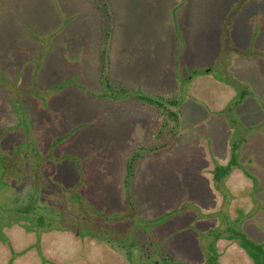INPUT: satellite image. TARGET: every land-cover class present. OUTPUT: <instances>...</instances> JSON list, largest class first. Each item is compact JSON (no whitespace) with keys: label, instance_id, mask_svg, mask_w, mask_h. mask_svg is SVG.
<instances>
[{"label":"rangeland","instance_id":"374dc122","mask_svg":"<svg viewBox=\"0 0 264 264\" xmlns=\"http://www.w3.org/2000/svg\"><path fill=\"white\" fill-rule=\"evenodd\" d=\"M137 92L182 94L181 126L161 134ZM0 149V264H140L163 247L150 234L186 264H252L239 239L264 244V0H0Z\"/></svg>","mask_w":264,"mask_h":264},{"label":"trees","instance_id":"16d2710c","mask_svg":"<svg viewBox=\"0 0 264 264\" xmlns=\"http://www.w3.org/2000/svg\"><path fill=\"white\" fill-rule=\"evenodd\" d=\"M103 6H101L100 10L103 11V15L105 18V24L106 26H103L102 29V33H103V37H104V48H107L109 42V29H108V23L110 22V13L108 12V8L106 6V4H102ZM101 61L103 66H105L107 64V50L104 49L102 50V54H101ZM104 80L105 76H103ZM106 87L108 89H110L109 85H106ZM120 92L123 93L124 96L126 95H130V92L127 91L126 89H124L123 87L120 88ZM132 97H134L135 99L139 100L140 103H142L143 105H147L150 106L152 108H154L157 112L158 116V123H159V132L162 134V132H164L165 129L169 130V129H173L176 128L178 129V127L181 126V105H182V98H184L182 96V94L180 95L178 92H174L173 94L170 95H164V94H158V95H149V94H143L140 92L137 93H131ZM110 96H114V95H110ZM100 97V95H99ZM176 132L173 131V134H175ZM65 137V136H64ZM63 138H57L53 143L54 146L61 143V141H63ZM35 141V140H34ZM33 141V143H34ZM35 145L36 144H30L28 147L30 148V151H34L35 150ZM26 147V148H28ZM153 151V149H137L134 152H130L128 155V158H126V176H125V185H126V191H125V196H126V202H128V200L131 198V196H128V187H129V180L131 179V177H134V169L136 167V165L138 163H140L144 156H145V151ZM5 151H3L2 149H0V155H2V153H4ZM142 154V155H141ZM67 156H62V158H66ZM233 159L231 158L230 162H232ZM233 163V162H232ZM1 164V162H0ZM216 171L213 174V180H218L221 179L222 181L224 180V177L226 175H228L230 173L231 170L230 166L228 165L227 167L225 166H217L215 167ZM55 171L58 172V168L54 167L53 165V173H55ZM37 179V178H36ZM79 184H81V181L79 182ZM130 191V190H129ZM80 192L78 191L77 196L78 198H80ZM82 196V195H81ZM83 197V196H82ZM75 199V198H74ZM49 203V202H47ZM129 203V202H128ZM25 209V211L27 212V214L31 215L33 212L35 213V211L37 212V208H36V204L35 202H31L28 203L27 205L23 206ZM42 215V214H41ZM113 218H119L122 215V212L117 211L111 214ZM39 218V217H38ZM121 219V218H120ZM237 233V232H236ZM242 234V231H241ZM242 240L240 242L239 239V245L242 247V249L245 250V252L247 253L249 259L252 261V264H258V262H260V264H264V244L260 243L257 244L255 243L253 240L246 238L245 235L241 236ZM237 238V237H236ZM235 238V239H236ZM150 246L153 247H157L160 245H163V247L161 248V252H157V254H150L151 250H147V254H144L142 252H140V255L138 257V259L140 260V264H186L178 259L172 258L169 255H164V239L160 242H156L155 240H153V236L152 234H150ZM139 245V244H138ZM140 248L145 247V245H139ZM259 260V261H258ZM263 262V263H262ZM206 263V262H205ZM204 264V263H203ZM207 264H211V262L207 261Z\"/></svg>","mask_w":264,"mask_h":264}]
</instances>
